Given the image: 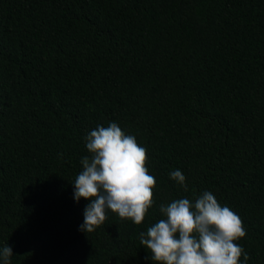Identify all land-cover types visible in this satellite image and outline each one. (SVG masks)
<instances>
[{
	"label": "trees",
	"instance_id": "obj_1",
	"mask_svg": "<svg viewBox=\"0 0 264 264\" xmlns=\"http://www.w3.org/2000/svg\"><path fill=\"white\" fill-rule=\"evenodd\" d=\"M112 122L146 149L154 203L139 225L109 210L85 233L72 183L85 137ZM205 191L242 220L247 264H264V0H0L10 264H155L140 233Z\"/></svg>",
	"mask_w": 264,
	"mask_h": 264
},
{
	"label": "clouds",
	"instance_id": "obj_2",
	"mask_svg": "<svg viewBox=\"0 0 264 264\" xmlns=\"http://www.w3.org/2000/svg\"><path fill=\"white\" fill-rule=\"evenodd\" d=\"M90 157L81 159L74 200H89L79 230L90 233L103 224L107 211L141 224L153 205L155 177L146 167L147 151L136 138L126 135L114 122L98 125L85 137ZM184 191H188L180 170L170 173ZM164 219L140 233V244L150 252L155 264H244L249 256L235 241L245 237L240 217L215 196L205 191L195 201L181 198L159 209ZM13 256L8 244L0 249L2 264Z\"/></svg>",
	"mask_w": 264,
	"mask_h": 264
}]
</instances>
